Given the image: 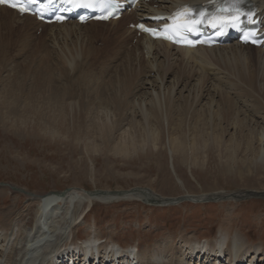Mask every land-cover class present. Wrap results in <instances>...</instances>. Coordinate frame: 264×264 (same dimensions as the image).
I'll use <instances>...</instances> for the list:
<instances>
[{
    "label": "rangeland",
    "instance_id": "1",
    "mask_svg": "<svg viewBox=\"0 0 264 264\" xmlns=\"http://www.w3.org/2000/svg\"><path fill=\"white\" fill-rule=\"evenodd\" d=\"M129 21L130 19L123 18L115 24L96 26L103 27L101 28V37L95 31H92L94 36H88L84 29H79L80 31L61 30L60 28L52 29L34 25L27 31L18 33L0 26V41L2 38L0 42V184L11 186L12 190L16 191L9 192L8 198L3 199L4 203L1 201L0 206L6 207L18 193H21L19 209L26 208L29 202L25 195H30L33 192L46 194V192L66 191L74 186L84 188L85 190L82 191L90 192L149 187L161 195L175 198L190 194L195 196L223 192L224 199L209 198L208 203L204 202L207 200L202 201L201 199L195 201L192 197L182 200L178 198L179 204L172 203L171 205H154L152 202L147 204L141 199H122L109 203L95 201L84 221L78 224V235L74 241L83 244L100 231L101 242H106L112 236L116 241V248L124 250L134 248V252L144 255L154 248L157 240L162 238L171 236L175 241L174 244H179L181 233H185L192 241L200 244L205 241H221L217 230L223 224L232 235L240 233V238L248 245L247 247L258 244H262L264 247V196L261 195V192H264V167L256 163L260 149L258 139L254 137L249 142L250 137L245 135L248 122L245 119L247 117L248 119L253 117L258 121H260L259 117H262L264 121V71L260 72L258 68L260 62L255 58H242V56L238 58L236 52L231 54L232 52L225 49L208 54L205 58L202 57L204 58L202 61L197 59V61H187L188 63L185 61L176 62V64H172V68L164 64L159 73L162 74V79L165 78L159 95L165 97L170 104L166 105L165 110L162 111L164 120L150 119L149 122L153 131L151 137L154 141L156 140L154 153L162 150L164 157L160 158L157 153L151 154L150 145H143L148 130H145L142 117L129 115L127 112L130 110L129 103L124 106L125 109L116 110L115 116L111 117L110 124H112L113 132L106 136L111 146L105 148L102 137L91 130L94 120L91 121L88 118L90 115H94L93 110L97 111L91 109L95 107L94 105L98 106L104 98H108L107 96L111 97L112 90L116 85L119 88L118 85L122 79L126 80L128 77L131 89H129V97L125 96V98L138 103L140 100L136 99V96H141L148 88L144 81L154 78V72H148L147 56L140 52L141 49L137 53L130 48V42L134 43V40L133 42L130 40L129 44L122 45L118 49L112 43L113 40L109 36H105L106 29L116 25H122L124 29L131 28ZM52 32L53 34H51ZM84 39L85 41H83ZM53 40H57L58 45ZM8 42L11 43L8 44ZM81 44L84 45V49L88 47L86 50H91L94 53L90 51L88 54V51L84 49H82L84 52H81L83 46ZM64 45L66 46L64 47ZM56 46L60 48H56ZM62 50L64 51L62 52ZM27 55L28 57H26ZM63 58L69 62L62 61ZM79 59H82V62L90 60L91 63L90 61V64L82 63ZM70 61H73L72 65L68 66L71 64ZM159 61L163 63L164 59L159 58ZM120 62L121 64H119ZM141 63L145 65H141ZM67 66L71 70H68ZM73 66L76 70H72ZM120 68L124 69L123 73L127 72L123 74L125 76L121 75ZM176 68L180 69L179 72L175 71ZM183 68L184 70L181 72ZM48 69L52 72L51 75L54 74L56 78L49 77ZM113 69H116L114 73ZM131 70L134 74H131ZM165 71L166 73H164ZM215 72L217 73L215 74ZM198 74L206 77L203 82L208 86H223L220 88L222 94L215 97L216 105L221 104L219 105L220 109L218 106L211 108V110H222V114L229 113L223 121L208 123L202 118L204 115L201 112L193 111L200 106L205 107L204 102L211 96H208L210 88L208 93L204 92L206 95L208 94L207 96L195 97L196 100L183 98L185 96L177 94V91L172 93L177 82L180 83L178 81L180 78H183V82L193 84L194 79H198ZM64 75L67 77L65 78ZM175 76H178L179 79ZM114 80H118L119 83H113ZM69 84L72 85V88ZM134 86L136 87L134 88ZM63 87L69 89L67 92L71 98H63L64 101L59 105L60 112H58L56 120L61 118L60 114L62 113L65 115V119L73 114L74 120L82 130V135H78L79 139L72 136L74 133L72 128L66 129L67 135L65 136H60L56 132L51 134L53 129H59L53 128L51 125L55 119L54 116L52 120L48 113L52 110L51 100L54 98L55 92L66 90ZM169 87L170 90H168ZM132 90L134 91L132 92ZM8 92H12L14 96ZM246 92L248 95H245ZM249 96L250 98H248ZM226 99L229 102L230 99H233L231 106L226 103ZM253 99L258 101H253ZM70 100L83 102L87 106L83 107L81 112L79 109H82V106L76 105L74 108L73 105L66 104ZM201 103L203 104L201 105ZM186 105L192 109L186 110ZM8 106L15 108V111H9ZM21 106L25 107L22 111ZM158 115L161 118L159 113ZM256 120H251V122L257 123L259 127L264 125L263 121L258 124ZM128 121L133 123L128 130L130 137L140 142L135 151L129 150L124 154L118 152L112 144L114 143L116 146L119 140H123V138L115 139L116 134H123V129L127 127ZM251 122L250 127L253 128L256 124H251ZM201 123L215 129L213 136L218 137L219 143H211L207 140L206 135L198 138L194 135V125L199 127ZM234 123L236 124L234 125ZM108 125L106 124V126ZM231 127L236 128L234 131L236 133ZM182 128L184 130L181 131ZM238 130L242 132L239 133ZM175 137H182L186 140L185 151L183 154L173 153L172 159H170L168 154V157L165 156V151L169 148V140L171 144ZM93 140L96 145L85 146ZM189 144H194V146L191 145L190 148ZM146 150L150 152L149 155ZM233 151L236 160L231 162L228 159V154ZM178 178L182 180L183 184ZM249 191L252 193L249 194ZM234 195L240 197L233 198ZM230 209H232V214L227 217ZM219 255L220 253H218ZM122 263H124L123 260L120 261V264ZM225 264H228V259H225ZM244 264L246 263L244 262ZM255 264H264V257H259Z\"/></svg>",
    "mask_w": 264,
    "mask_h": 264
},
{
    "label": "bare ground",
    "instance_id": "2",
    "mask_svg": "<svg viewBox=\"0 0 264 264\" xmlns=\"http://www.w3.org/2000/svg\"><path fill=\"white\" fill-rule=\"evenodd\" d=\"M203 1H206V0H153L149 3L142 5L136 11L127 12V13L125 12L121 18H129L131 20H135V22H136L138 19L145 17L146 15H152V14H155L157 12L161 13V12L171 11L172 9H174L175 7H177L178 5L183 4V3H196V2H203ZM250 1L259 10V15L261 16V21H262L263 26H264V0H250ZM119 20L120 19L112 20V21H108V22H89L86 24H76L74 22H67V23H63V24H59V25L58 24L43 25L42 23L36 21L31 16L23 15L22 17H19L15 11L7 9L5 7H0V26H2L5 29L12 30V31H15L18 33H22L24 31H27L32 26L36 25L37 27L46 26V27H49L52 29L53 28H60L61 30L62 29H72V30L84 29V31L87 32L88 36L89 35L94 36V33H92V31H95L96 33H98L97 35L101 37L102 36L101 28H103V27H96V26H101V25L105 26L106 24H115ZM106 30H107V32H106L105 36H109L113 40L112 43L118 49L122 45L129 44L130 40H132V42H133V39H134V41H135L134 43L130 42V46H131L130 48L133 49L135 52H137V51H139V49H141L140 52L147 56V58H148V69H149V71L148 70L147 71L149 73L153 71L154 72V78H148L146 81H144V84L146 86H148V88L146 89V91L143 92V94L141 96H136V99L140 100V102H138V103H137V101L131 102V100L129 98H127V99L125 98V96L129 97V92H130L129 89H131V86H130L131 83H130V80L128 77L129 75L127 76L128 79H126V80L122 79V82H120V84L118 85L119 88L116 85V87L112 90L113 93H112L111 97L107 96L108 98H104V100L102 99L103 101L100 104H98V106L94 105L95 101H94V103H92L95 107L92 108L91 110L96 109L97 111L93 110L94 115L92 114L93 116L90 115V117L88 118L91 121L94 120V123L92 124L93 128H91V130L94 133H98L99 136L102 137V139L104 140L103 145L105 148L111 146L110 145L111 143L108 142V139L106 137V136L111 135V133L113 132V130L111 129L112 124H110L111 117L115 116L114 113L116 110L125 109L124 106H126L129 103L130 104V108H129L130 110L129 111L127 110L129 115H131V117H134L136 115L142 117L144 119V123H145V130H148L147 131L148 134L146 136V140H144L143 145H147V146L150 145L149 150L151 151V154L154 153V150H155L154 148L156 146L155 145L156 140L154 141V139H152V137H151V135H153V131L151 130V128L149 126V122H150V119H156V120L161 121L163 119L162 118V111L165 110L166 105L170 104V102H168L165 97L159 95L161 93V90H162V85H163L162 82L165 79V78L162 79L163 76L161 77L162 74L160 75L159 73L161 72L160 70L163 68L164 64L171 67L172 64H174V63L176 64V62H182V61L192 62V61H197V59L202 61L208 54L210 55L211 53L213 54V52H217V51L227 49L230 52H232L231 54L236 52V55L238 58H240V56H242V58L243 57L244 58L248 57V58H253V59L255 58L256 60H258L260 62V65L258 66L260 72L264 71V50L262 48H256V47H251V46H247V45L242 46L239 44H232L231 43V44L226 45V46H215V47H211V48L197 47L195 49H188V48L174 47V46H172L166 42H163V41L152 40L151 38H149L148 36H146L144 34L138 35V33H137L138 31H136L134 28L133 29H130V28L124 29L122 25H116L112 28H107ZM53 32L51 34H53ZM78 33H80V32H78ZM54 35H55V33H54ZM85 35H86V33H85ZM85 35H84V37H85ZM2 36H4V35H2ZM53 39H54V36H53ZM1 41H2V38H1ZM53 41L55 42V44H57L55 40H53ZM83 41H85V39ZM9 43H11V42H8V44ZM87 43H86V45H87ZM19 44H21V43H19ZM60 44L62 45L63 43H60ZM75 44L78 45L77 43H75ZM83 44H84V42H83ZM83 44H81V45H83ZM84 45L82 46V48L80 50L81 52H84V51H82V49H84L83 48ZM65 46L66 45H64V47ZM58 47L59 46H56V48H58ZM61 47H63V46H61ZM72 47H74V46H72ZM23 49H24V47H23ZM86 49H84V50H86ZM65 50H66V48H65ZM70 50L71 49L69 48V51ZM94 50H95V48H94ZM227 50H226V52H227ZM63 51L64 50H62V52ZM86 51H88V54H89V52L91 50L90 51L86 50ZM91 52H93V51H91ZM76 53H77V51H76ZM78 54H81V53H78ZM78 54H76V55H78ZM84 54L86 55V52ZM84 54H82L83 57H85ZM28 55L26 57H28ZM82 55L80 56L81 58H82ZM5 56H6V54H5ZM92 57L94 58V56H92ZM202 57H204V58H202ZM74 58H75V56H74ZM78 58H79V56H78ZM87 58H85V59H87ZM159 58H163L164 62L161 63L159 61ZM76 59H77V57H76ZM142 59H144V58L142 57ZM93 60H95V59H93ZM62 61L66 62L65 59ZM83 61L84 62H82V61L81 62L82 63L86 62V64H88L90 60L88 62H87V60L86 61L83 60ZM205 61H207V60H205ZM64 62H62V63H64ZM67 62H69V61H67ZM72 62L68 66H71ZM82 63H81V66L83 65ZM90 63H91V61H90ZM241 63H243V62H241ZM56 64H57V62H56ZM119 64H121V62ZM189 64H191V63H189ZM73 65L75 66L76 64H73ZM141 65L144 66L145 64L141 63ZM116 66H118V65H116ZM182 66H181V68H182ZM200 66H202V65H200ZM223 66H224V64H223ZM241 66H242V64H241ZM73 67H71L72 70H76V68L75 67L73 68ZM69 68L70 67H68V70H71ZM60 70H62V69L60 68ZM66 70H67V68H66ZM66 70H63V71H66ZM115 70L113 71V73L115 72ZM119 70H121V68ZM123 70L124 69L122 68V70H121L122 74L121 75L125 74V72H126V71H124V73H123ZM177 70L178 69L176 68L175 71H177ZM179 70H178V72H179ZM181 70H182L181 72H183L184 68ZM47 71L49 72L50 78L55 77L54 74L51 75L52 72L49 71V69ZM135 71H136V69H135ZM197 71H199V70H197ZM186 72H188V71H186ZM186 72H185V75H186ZM239 72H240V70H239ZM164 73H166V71ZM164 73H163V75H164ZM216 73L217 72H215V74ZM115 74H117V73H115ZM131 74H134L133 71L131 72ZM236 74H238V73L236 72ZM185 75L183 74V76H185ZM196 75H197V73H196ZM70 76H73V75L70 74ZM123 76H125V75H123ZM134 76H136V75H134ZM178 76H175V78H177ZM198 76H199V74H198ZM232 76H233V74H232ZM64 77L66 78L67 76L64 75ZM187 77H189V76H187ZM121 78H123V77L121 76ZM133 78H135V77H133ZM178 79H179V77H178ZM205 79H206V77L199 76L198 79L197 78L194 79L193 84H188L187 82H183V78H180L178 80V81H180V83L177 82L176 87L171 86V87H174L173 88L174 90L172 91V93H175L177 91V94L180 93L181 95L185 96L183 98H187V99L191 98V99L196 100L195 97H197V98L200 96L204 97L206 95L205 93L206 92L208 93L209 88H210V92L211 91H213V92L211 94L209 92L208 93L209 95L207 94L208 96H210V95L211 96H210V98H207L206 102H204L205 107L200 106L196 110L193 109V111L194 112H201L204 115L202 118L205 119L206 122H208V123H218V122L223 121L225 118H227V115L229 114V113H227V114L223 113L222 114V112H221L222 110H220V111L214 110V109L211 110L212 106L215 108H217V106H218V109H220L219 105H221V104L218 103L216 105L217 101L215 100V97H217V95L222 94V93H220V91H221L220 88L223 86H221V87H217L215 85L208 86L203 82V80H205ZM244 80H245V78H244ZM103 81H105V80H103ZM240 81H242V80H240ZM131 82H133V81H131ZM113 83L118 84L119 81L114 80ZM71 84H72V82H71ZM236 84L238 85V83H236ZM110 85H112V84H110ZM172 85H174V84H172ZM70 86L72 88V85H70ZM164 86H166V85H164ZM242 86H244V85H242ZM112 87H113V85H112ZM135 87L136 86H134V88ZM232 88H234V87H232ZM58 89L61 90L59 87H58ZM64 89H66L64 92H62V91L59 92L57 90L58 92H55L56 94L54 96L52 95L54 97L51 100L52 110H51V112H48V113L51 115L52 120H53V117L55 116L54 121L51 123L53 128H59V129L54 130L52 128L53 130H52L51 134H55L54 132H56L60 136H65V135H67L65 133L66 129L72 128L74 130L73 131L74 133L72 134V136H74L76 139H79V136L82 135V130H81V126L78 125L76 123V121L74 120L73 114L68 119H65L64 118L65 115L62 113V114H60L61 118L59 120H56L57 119L56 117L59 115L58 112H60L59 105L63 104L62 102L64 101L63 98L64 97L71 98V95L67 92V91H69V89H67V88H64ZM236 89H238V88H236ZM8 90H9V88H8ZM98 90H99V88H98ZM168 90H170V87L168 88ZM171 90H172V88H171ZM133 91L134 90H132V92ZM238 91H240V90H238ZM243 91H245V90H243ZM12 92H8V93L10 95H13ZM223 92H224V90H223ZM245 95H248L247 92ZM168 97H169V95H168ZM221 97H219V98L222 99ZM226 97L228 98V96H226ZM102 98H103V96H102ZM219 98H218V100H220ZM248 98H250V96ZM60 99H63V100H60ZM96 99H97V97H96ZM172 100H171V102H172ZM232 101H233V99H230V102H229V100H227L226 103H229V105L231 106ZM253 101H258V100L253 99ZM188 102H190V101H188ZM66 104L67 105L71 104V106L73 105L74 108H76V105L82 106V109L81 108L79 109V111H81V112L83 110V107L87 106V104H85L83 102H80V101L72 102V100L67 101ZM109 104H111V105H109ZM113 104H114V106H113ZM132 104H133V106H132ZM202 104L203 103H201V105ZM235 104H234V106H235ZM8 107L10 108L9 111H15V108L10 107V106H8ZM24 109H25V107L21 106V111ZM189 109H192V108L189 105H186V110H189ZM87 110H88V108H87ZM232 111H233V109H232ZM157 112L160 114L161 118L159 117ZM249 113H251V112H249ZM233 114L236 115V113H233ZM246 117H247V113H246ZM252 118L253 117L248 119V117H247V119H245L248 121L246 124L247 127L245 129L246 130L245 135H246V137L247 136L250 137L248 139L249 142L252 141V139L254 137H256V139H258V142L260 144V149L258 150L259 156L256 160V163H258L264 167V125L259 127L257 125V123L251 122V120H256V119H254V118L252 119ZM259 119H260V121L256 120L258 122V124L262 123V121H263L262 117L261 118L259 117ZM250 122H251V124H256L255 126H257V128H255V126H253V128H251ZM106 124H109V125L106 126ZM122 124L125 125L123 122H122ZM159 124L163 125L161 123H159ZM235 124L236 123H234V125ZM132 125H133V123L131 121H128L127 127L123 129L124 130L123 134H116L115 139L123 138V140H119V142H117L116 146L114 143L112 144V145H114V148L118 152H121V153L123 152L124 154H126V153H128L129 150L135 151L136 147L139 145L140 141L138 142L137 139H134L133 137H130V135H129L128 130L130 129V127ZM194 127H195V128H193V129H195L194 135L197 136V138L202 137V136L204 137L206 135L207 140L211 141V143H214V142L216 144L219 143L218 137L213 136L214 130H215L214 128H212L208 125H205L204 123H201V125L199 127L197 125H194ZM231 128L233 129V132L236 131V128L235 129L233 127H231ZM83 129H86V128H83ZM182 130H184V129L182 128L181 131ZM238 132L240 133L242 131L238 130ZM28 133H30V131H28ZM85 133H88V131H85ZM134 133H136V132H134ZM234 133H236V132H234ZM234 133H232V134H234ZM117 136H120V137H117ZM183 137H184V135H183ZM88 139H85V141H88ZM112 139H113V137L111 138V141H112ZM125 140H127L128 142H126ZM94 142L95 141L93 140V142H91L90 144H85V146L87 145L88 147H91L89 145H96V143L94 144ZM230 143H232V142H230ZM261 143H263L262 146H261ZM191 145L189 144L190 148L192 146H194V144L192 146ZM185 146H186V140H184L182 137H175L172 140L171 144H170V140H169V146H168L169 148L167 150L165 149L166 150L165 156L168 157L167 156V154H168L170 159H172L173 153L174 154L175 153H179V154L182 153L183 154L185 151ZM93 148H95V147H93ZM147 153H148V155L150 154V152H148V151H147ZM156 153H157V155L160 156V158L164 157L162 150H158V152H156ZM156 153H154V155ZM228 156H229L228 157L229 161L233 162L236 160V157H234L235 156L234 151L229 152ZM178 179L183 184L182 180L180 178H178ZM166 183H168V182H166ZM117 188H120V187H117ZM13 189H14V187H13ZM82 190H85V189L84 188L81 189L79 187L74 186V187H71V189H68L66 191H56V192H49V193L46 192V194L43 192L42 193L41 192H39V193L33 192L30 195H25L28 202H29V205L27 204L28 206L26 208H21V209H19V202H20L22 195H21V193H18V195H16V197L14 199H12L11 203L8 204L6 207L0 206V264H120L121 260H123V262H124L122 264H138V263L139 264H222V263L225 264V259H228V264H244V262L246 264L247 263L248 264H255V262H258L259 257H264V247L262 246V244H258L257 246L247 247L248 245H246V243L244 241H242V239L240 238V233L237 232L235 235H232V233H230V231L228 229H226L225 225H223V224L217 230L218 234L221 236V241H218V242L217 241L216 242L215 241L214 242L213 241H205L204 243L200 244L199 242L192 241V239L190 237L186 236L185 233H181L179 236L180 237L179 244H174L175 241H174L173 237H171V236L166 237V238H162L161 240H157L156 243L154 242L155 243L154 248L152 250L148 251L147 253H145L144 255L140 254L139 252H134V250H135L134 248H132L131 250L130 249L127 250V248L125 250L120 249V248H116L115 247L116 241L112 238V236H110L106 242H101L100 238H102V237H99L100 231L98 233L96 232V236L94 235L93 237L88 238L83 244L75 243L74 240H76V236L78 235V231H77L78 230V224L80 222L84 221L86 214H88V211L92 208L95 201H101L103 203L104 202L109 203V202L119 201L122 199L123 200L124 199H127V200L128 199H141L142 201H144L147 204L152 202L154 205H157V204H161V205H168L169 204V205H171L172 203L179 204V201L177 200L178 198L180 200H182V199H185L187 197H190V198L192 197V199H195V201L201 199L202 201L207 200L204 202L208 203L209 198L221 200V199H224V197H225L223 192L206 193V194L195 195V196L190 194V195H183V196H180L178 198L166 197L164 195L157 193L155 190H153L152 188H149V187H133V189H131V190L116 189V190H105V191H97V192L82 191ZM9 192L14 193L16 191L12 190L11 186L0 184V203H1V201L3 202V199H5L6 197L8 198V195L10 194ZM187 193H190V192H187ZM250 193H252V192L249 191V194ZM261 195L264 196V192H261ZM235 197H240V196L234 195L233 198H235ZM202 198H206V199H202ZM226 198H228V197H226ZM225 200H227V199H225ZM221 204H223V203H221ZM231 214H232V209H230L229 212L227 213V217H229ZM232 239H234V240H232ZM134 247H136V246H134ZM218 253H220L219 256H218ZM259 261H261V260H259Z\"/></svg>",
    "mask_w": 264,
    "mask_h": 264
},
{
    "label": "snow or ice",
    "instance_id": "3",
    "mask_svg": "<svg viewBox=\"0 0 264 264\" xmlns=\"http://www.w3.org/2000/svg\"><path fill=\"white\" fill-rule=\"evenodd\" d=\"M39 0H0V4H7L8 6L17 9L19 12L24 13L30 11L28 5H35ZM56 0H47L48 5H52ZM67 2L75 7H87V8H99L101 10L113 7V0H87V2H78V0H61V3ZM50 10L46 8L45 11ZM70 10V9H69ZM221 11H229L233 14L228 17H220L214 23L231 22L233 25L239 20L240 16L245 15L240 12L238 8L233 4L231 8L224 9ZM114 13L109 12L108 15H103L99 18L108 19ZM41 15H43L41 13ZM199 16L200 18H196ZM157 19H162L161 17H156ZM204 14L198 13L194 14L189 8L185 7L182 10H178L171 17H169L170 23H165L162 27L150 28L146 27L144 24H140L137 27L144 32H147L153 39H165L171 43L181 44L186 47H194L196 42L187 38L185 33L193 32L196 30V25L204 22ZM253 35V34H249ZM255 42V41H253Z\"/></svg>",
    "mask_w": 264,
    "mask_h": 264
}]
</instances>
